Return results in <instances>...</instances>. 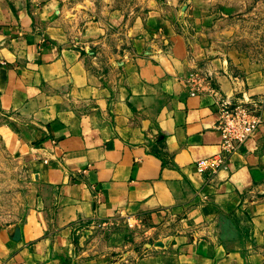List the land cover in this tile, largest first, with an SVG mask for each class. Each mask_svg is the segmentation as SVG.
Returning a JSON list of instances; mask_svg holds the SVG:
<instances>
[{"label":"crops","instance_id":"1","mask_svg":"<svg viewBox=\"0 0 264 264\" xmlns=\"http://www.w3.org/2000/svg\"><path fill=\"white\" fill-rule=\"evenodd\" d=\"M132 2L0 24V138L27 175L0 264H264V121L212 182L195 166L220 151L219 99L264 98V70H222L208 24Z\"/></svg>","mask_w":264,"mask_h":264},{"label":"rangeland","instance_id":"2","mask_svg":"<svg viewBox=\"0 0 264 264\" xmlns=\"http://www.w3.org/2000/svg\"><path fill=\"white\" fill-rule=\"evenodd\" d=\"M47 1L53 4V12L66 16L81 0H0V24L12 12ZM156 7L163 8L175 24H208L218 54L228 58L222 70L228 65L239 73L255 67L264 70V0H134L129 10L142 18ZM238 77L243 84L242 76ZM26 192V168L0 138V226L23 209Z\"/></svg>","mask_w":264,"mask_h":264},{"label":"built area","instance_id":"3","mask_svg":"<svg viewBox=\"0 0 264 264\" xmlns=\"http://www.w3.org/2000/svg\"><path fill=\"white\" fill-rule=\"evenodd\" d=\"M209 83H212V78L209 76L191 75L188 79L191 94L210 89ZM203 85H208V87L204 88ZM263 110L264 98L244 94L235 98L224 94L219 99V112L215 127L221 135L220 151L195 162L196 170L205 182H212L217 171L227 164L239 144L258 131L264 121Z\"/></svg>","mask_w":264,"mask_h":264}]
</instances>
